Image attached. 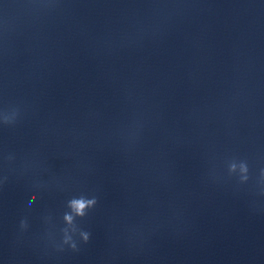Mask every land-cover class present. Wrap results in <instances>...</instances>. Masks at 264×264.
Listing matches in <instances>:
<instances>
[{
    "label": "water",
    "instance_id": "obj_1",
    "mask_svg": "<svg viewBox=\"0 0 264 264\" xmlns=\"http://www.w3.org/2000/svg\"><path fill=\"white\" fill-rule=\"evenodd\" d=\"M0 264H264V0H0Z\"/></svg>",
    "mask_w": 264,
    "mask_h": 264
},
{
    "label": "clouds",
    "instance_id": "obj_2",
    "mask_svg": "<svg viewBox=\"0 0 264 264\" xmlns=\"http://www.w3.org/2000/svg\"><path fill=\"white\" fill-rule=\"evenodd\" d=\"M5 122H8L7 120H5ZM244 171H247V168L244 167L243 169ZM96 203V201L94 199H86L84 197H81L80 199H77V200H73L71 202V206L77 211V213L81 216L84 215V209L86 208H90L92 206H94V204ZM88 235L87 234H83V240L85 242L88 241Z\"/></svg>",
    "mask_w": 264,
    "mask_h": 264
}]
</instances>
